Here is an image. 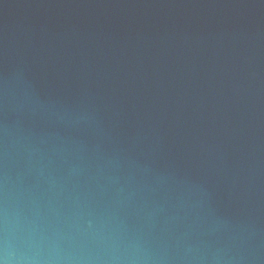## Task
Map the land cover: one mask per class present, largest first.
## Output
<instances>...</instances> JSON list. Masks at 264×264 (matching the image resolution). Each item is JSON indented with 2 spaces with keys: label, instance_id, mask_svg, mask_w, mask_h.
Instances as JSON below:
<instances>
[{
  "label": "water",
  "instance_id": "1",
  "mask_svg": "<svg viewBox=\"0 0 264 264\" xmlns=\"http://www.w3.org/2000/svg\"><path fill=\"white\" fill-rule=\"evenodd\" d=\"M0 264H264V0H0Z\"/></svg>",
  "mask_w": 264,
  "mask_h": 264
}]
</instances>
